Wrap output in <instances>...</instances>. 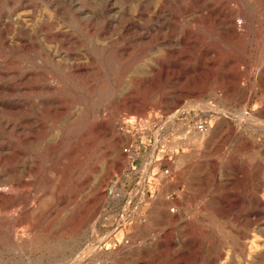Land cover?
I'll use <instances>...</instances> for the list:
<instances>
[{"label":"rangeland","instance_id":"obj_1","mask_svg":"<svg viewBox=\"0 0 264 264\" xmlns=\"http://www.w3.org/2000/svg\"><path fill=\"white\" fill-rule=\"evenodd\" d=\"M263 251L264 0H0V264Z\"/></svg>","mask_w":264,"mask_h":264},{"label":"bare ground","instance_id":"obj_2","mask_svg":"<svg viewBox=\"0 0 264 264\" xmlns=\"http://www.w3.org/2000/svg\"><path fill=\"white\" fill-rule=\"evenodd\" d=\"M216 10V9H215ZM209 11H211V10H209ZM211 13V12H210ZM209 13V14H210ZM225 13V12H224ZM215 18V17H214ZM228 19V18H227ZM158 28V27H157ZM233 30V29H232ZM230 31V30H229ZM187 33V32H186ZM232 33V32H231ZM235 33V32H234ZM233 34V33H232ZM190 35V34H189ZM186 36V35H185ZM192 37V36H191ZM187 44H189V43H187ZM197 44V43H196ZM185 45V44H184ZM153 65V64H152ZM181 66V65H180ZM147 67V66H146ZM158 67H160V66H158ZM157 67V68H158ZM149 68V67H148ZM155 68V67H154ZM168 68V67H167ZM145 69V68H144ZM148 70V69H147ZM156 70V69H155ZM159 70V69H158ZM144 73V72H143ZM149 73V72H148ZM147 73V74H148ZM157 73V72H156ZM164 73H165V71L163 72V75H164ZM153 74V73H152ZM158 74V73H157ZM161 74V73H160ZM173 74V73H172ZM146 75V74H145ZM160 76V75H159ZM165 76V75H164ZM143 77H144V75H143ZM150 77H153V76H150ZM197 129L200 131V132H206L207 131V129H203V128H201L200 126H197ZM159 209V212L161 213V214H163V215H167L168 217H171L172 216V207H169V204L167 203V202H164V201H162V203H161V205H160V207L158 208ZM175 210V209H174ZM183 222V221H182ZM165 223V222H164ZM171 225V224H170ZM186 226V225H185ZM187 231V230H186ZM189 242V241H188ZM254 242V241H253ZM185 243H186V241H185ZM184 243V244H185ZM257 243V242H256ZM258 244V243H257ZM259 245V244H258ZM180 246V245H179ZM263 246V245H262ZM252 247V246H251ZM124 248H125V246H124ZM181 250V249H180ZM258 250H259V248H258ZM179 251V250H178ZM264 252V251H263ZM186 257V256H185ZM247 257V256H246ZM257 258H258V256H257ZM174 259V258H173ZM184 259V258H183ZM182 259V260H183ZM175 260V259H174ZM177 260V259H176ZM218 260V259H217ZM248 260V259H247ZM139 261V260H138ZM184 261V260H183ZM260 261H262V260H260ZM176 263V262H175ZM188 263V262H187ZM185 264V263H184Z\"/></svg>","mask_w":264,"mask_h":264},{"label":"built area","instance_id":"obj_3","mask_svg":"<svg viewBox=\"0 0 264 264\" xmlns=\"http://www.w3.org/2000/svg\"><path fill=\"white\" fill-rule=\"evenodd\" d=\"M198 126H200L203 129H206L205 126H204V124H202V123H200Z\"/></svg>","mask_w":264,"mask_h":264}]
</instances>
